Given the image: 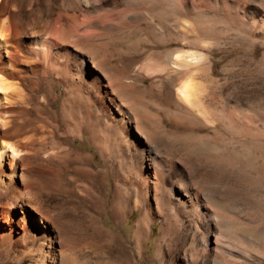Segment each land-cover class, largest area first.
<instances>
[{"label": "rangeland", "instance_id": "1", "mask_svg": "<svg viewBox=\"0 0 264 264\" xmlns=\"http://www.w3.org/2000/svg\"><path fill=\"white\" fill-rule=\"evenodd\" d=\"M62 1L9 0L10 9L1 20L14 14L29 19L41 13L42 21L57 13L81 16L62 9ZM171 4L180 12L162 20L145 14L142 4L104 12L107 24L122 31L123 41L91 56L95 63H103L98 70L112 78L138 68L141 83L158 88L146 94L158 108L164 92L149 56L165 46L146 34V21L152 20L163 32V22H168L178 34L205 42L208 59L206 68L198 71L196 114L166 117L151 108L152 125L162 131L159 154L164 165L184 167L194 187L214 194L218 206L210 207L237 224L243 230L239 239L255 247L243 259L219 253L218 261L264 264V249L253 237L264 234V0H171ZM40 25L31 30L42 32ZM60 38L53 39L67 43ZM43 40H32L31 49L15 51L19 64L28 69L24 79L16 80L26 100H13L1 137L26 147L18 157L27 178L20 190L35 218L12 208L16 190L0 186V207L14 219L13 225L3 223L8 228L0 226V264H38V236L45 231L40 218L54 227V240L43 248L58 252L57 264H192L194 258L199 260L193 264H215L214 242L216 238L228 242L226 235L203 227L197 232L179 212L175 196L172 199L167 192L169 184L163 189L153 177L146 181L140 159L144 145L136 139L137 132L131 136L108 120L94 98L88 100L89 84L74 71L66 83H58L49 59V39ZM179 46L174 41L173 48ZM121 102L133 106L128 95ZM141 221L145 226L137 231Z\"/></svg>", "mask_w": 264, "mask_h": 264}, {"label": "bare ground", "instance_id": "2", "mask_svg": "<svg viewBox=\"0 0 264 264\" xmlns=\"http://www.w3.org/2000/svg\"><path fill=\"white\" fill-rule=\"evenodd\" d=\"M63 1L64 7H62V9L65 11L70 10V12H81V16L65 18L62 14L57 13L55 18H53V15L52 17L48 15L47 19L42 21L41 13L29 19H23L20 15L14 14L12 18L7 17L1 20V18L3 19V17L6 16L10 4L9 0H0V49L4 50V52H0V89H2L0 90V186L3 188H14L16 190L17 197H14L12 208L18 209L25 218H35L34 214H32L27 207L29 205L25 203L26 199L24 200L20 190V185L25 183L27 178L24 170L20 167V160L22 157L19 159L18 157L20 152L25 150L26 147L11 144L9 141L5 142V140L1 138L5 135V126L8 124L4 115H6L12 105H14L13 100L21 102L25 99V94L16 83V80L24 79L23 74H26L28 69L19 64L15 51L17 48H30L29 45L31 44L29 43H31L32 40V42L37 43L35 41L44 42L43 39L48 38L50 42L49 59L57 75L58 83H66L67 78L74 71V74L78 75L81 82L89 84L88 100L94 98V102L103 110L108 120L125 127L131 136H135L133 131L137 132L138 136L136 135V139L144 145L140 153V159L141 166L145 170L146 181H148L150 177H153L162 185L163 189L168 187L167 192L170 193L171 198L175 196V205L179 212L194 223L197 232L203 227V229H206L208 232L215 230L220 231L229 239L228 242H225L216 238L214 242L217 250L214 261L215 264H223L218 261L220 257L219 253L222 255L228 254L235 258L242 257L243 259L246 256H243L244 254H251L254 252V245L252 246L239 239L243 230L240 229L237 224L224 220L210 207V205L213 207L218 206L214 194L203 188L194 187L191 183L192 177L184 167L177 166L175 163L170 166L164 165L158 150L159 137L162 133L160 130L161 127L159 129V125L157 127L152 125L153 120H151V115H149V113H152L151 108H155L154 105H156V103L146 97L147 93L155 89L157 90L158 88L152 84L147 88L142 84V79L140 78L141 72L138 68L134 69L131 74H120L115 78L109 77L111 75H104L98 70V68L101 69L100 67L103 66V63H95L91 56L92 54L104 51L106 46L111 43L119 45L120 43L122 44L123 41L122 31L117 28V26H114L115 24H107L102 16L104 12L113 11L120 7L130 8L134 6V4H137V6L140 4L139 6H141L142 4L145 14L162 20L164 17L167 19L170 18L179 10L177 11V9L174 8L175 6H172L171 0ZM190 11V9H187L186 14ZM38 24H42L44 28L42 32L32 31V25L37 27ZM163 24L164 32L161 31L160 27L158 28L152 20H147L144 28V31L149 37H153L165 46H163V51L154 52L149 56V61L151 60L156 67L153 75L159 78L157 85L164 92L163 105H158V108L155 109L160 110L166 117H178L182 112L186 115L194 116L197 110V107L195 109L194 107L199 102L198 92L201 88L199 80L200 74L198 71H202V69H205L207 66L208 58L203 50L206 48L205 42L200 38L190 40L186 35L183 36L178 34L168 22H163ZM39 28H41V25L37 29ZM55 35L65 40L67 45L65 42H63L65 45L56 42L57 40L55 41L53 39ZM34 38L37 40L34 41ZM174 41L180 44L178 48H173ZM190 47H195V50L189 49ZM6 65V68H2ZM29 71L35 74L34 70L29 69ZM72 81L75 80H71V85ZM119 91L120 93H117ZM120 94H123L124 97L128 95V98L133 102V106L128 107L122 104L121 101L124 97L121 99ZM90 106L87 113L89 119L91 115ZM90 121L86 123L90 125ZM76 127H78V125ZM76 127L74 128L76 129ZM89 133H91V131H89ZM139 136L144 137V140H141ZM214 158L216 159V157ZM174 183H177V185H174ZM167 184H169V186H166ZM144 186L146 187L147 183ZM164 186L166 187L164 188ZM0 214L4 218V220L0 218L1 227L8 228V226L3 223L13 225L14 219L11 215L8 216L5 214L1 207ZM39 221L42 223L45 231L38 236L41 241L38 264H57L58 252L50 248L44 251L43 248L45 242L50 244L54 240V227L51 223L42 218H40ZM143 226L145 225L143 221H141L137 225V231L141 230ZM141 232H143V230ZM23 235H25V237L27 235L26 238L23 237L27 240L28 234L25 233ZM253 237L264 249V234L261 233L260 235L259 233V236L253 235ZM20 241L21 239L17 240V245L21 243ZM206 253L207 252L204 254ZM49 258L51 262L47 263ZM198 260L195 258L191 259V263H196Z\"/></svg>", "mask_w": 264, "mask_h": 264}, {"label": "snow or ice", "instance_id": "3", "mask_svg": "<svg viewBox=\"0 0 264 264\" xmlns=\"http://www.w3.org/2000/svg\"><path fill=\"white\" fill-rule=\"evenodd\" d=\"M0 90H2V89H0Z\"/></svg>", "mask_w": 264, "mask_h": 264}]
</instances>
